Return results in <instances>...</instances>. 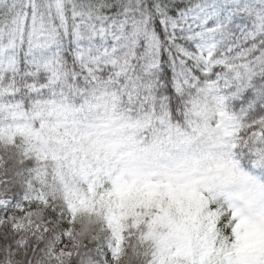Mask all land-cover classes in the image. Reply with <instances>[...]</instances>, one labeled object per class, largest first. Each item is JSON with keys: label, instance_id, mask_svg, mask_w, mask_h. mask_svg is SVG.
I'll use <instances>...</instances> for the list:
<instances>
[{"label": "snow or ice", "instance_id": "snow-or-ice-1", "mask_svg": "<svg viewBox=\"0 0 264 264\" xmlns=\"http://www.w3.org/2000/svg\"><path fill=\"white\" fill-rule=\"evenodd\" d=\"M0 264H264V0H0Z\"/></svg>", "mask_w": 264, "mask_h": 264}]
</instances>
